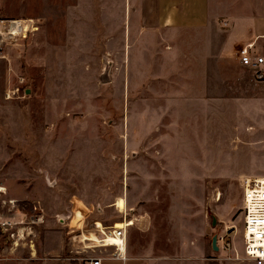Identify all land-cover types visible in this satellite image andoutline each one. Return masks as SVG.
<instances>
[{
	"label": "rangeland",
	"instance_id": "1",
	"mask_svg": "<svg viewBox=\"0 0 264 264\" xmlns=\"http://www.w3.org/2000/svg\"><path fill=\"white\" fill-rule=\"evenodd\" d=\"M123 1L0 0V17L37 25L0 48V200L43 216L33 256L0 230V264L100 256L84 248L92 222L131 221L126 253L151 264L209 257L211 237L235 231L214 253L241 256V180L264 178V79L222 51L219 11L205 33L150 30Z\"/></svg>",
	"mask_w": 264,
	"mask_h": 264
},
{
	"label": "built area",
	"instance_id": "2",
	"mask_svg": "<svg viewBox=\"0 0 264 264\" xmlns=\"http://www.w3.org/2000/svg\"><path fill=\"white\" fill-rule=\"evenodd\" d=\"M36 30L37 25L32 18L0 17V48L2 44L7 42L23 40ZM237 56L239 63L251 70L252 77L255 80L261 81L264 79V60L262 56L252 50V43L240 47L237 50ZM17 89L7 90L4 94L5 98H10L13 93L17 92ZM3 195H5V189L0 186V197ZM15 204L13 200H7L6 202L0 200V209L3 206H8V209L11 210L15 208ZM9 210L6 213L0 212V230L3 232L11 231L9 236L13 238V248H17L20 245L26 246L27 244V248L29 250L32 249L35 239L34 230L43 223L41 209L36 204H31L27 216L19 211L18 215L13 216ZM239 210L241 217V256L233 251L232 255L227 254L225 259L226 261L236 262L242 257L253 264H264V178L261 180L256 177H244L241 180ZM18 218L19 220L17 221ZM122 223L123 226L118 229L104 227L97 230L94 227L95 222H92L90 230L99 239L95 243L97 247L91 248H111L106 257L107 259H124L128 226L124 221ZM234 235L231 232L227 237L225 235L216 237V243L220 245L222 250L230 252L232 250L231 237ZM106 236L116 239L119 246L116 244L114 246H105L103 238ZM25 239L27 242H25ZM68 260L72 264H101L103 257L86 256Z\"/></svg>",
	"mask_w": 264,
	"mask_h": 264
},
{
	"label": "crops",
	"instance_id": "3",
	"mask_svg": "<svg viewBox=\"0 0 264 264\" xmlns=\"http://www.w3.org/2000/svg\"><path fill=\"white\" fill-rule=\"evenodd\" d=\"M124 1L123 8L125 11L127 10V22H131L133 19V23L138 24L143 29L146 28L150 30L203 29L205 33L207 27L213 23L212 21L219 11L223 15V19L226 21V35L222 48L224 54L237 65L245 67L239 63L237 50L245 44L252 43V50L262 56L264 60V0ZM97 5L98 4H96V6ZM109 6H111L109 0H106V2L102 4V8H106L107 10H109ZM96 8L97 7H95V9ZM226 145L225 150H227ZM226 152L229 153L228 151ZM7 200L15 201L14 199H4L3 201L6 202ZM18 211V209L16 210L14 208V211L10 212L13 216H16ZM37 229H39V227H37ZM48 240H50V236L49 233H46L43 235L44 252H47L50 248L47 243ZM35 241L33 242V248L29 250L30 256H33L35 253ZM109 249L110 248H104L102 251L100 250L99 257H103L101 264H151L143 259L127 255L126 250L124 259H107L106 257L108 256L109 251H111V249ZM198 250L199 248L197 251ZM209 251L212 254L209 257H206L204 253L202 254L199 252L198 256L194 255L192 258L182 260L179 264H253L251 262L243 261L236 263L226 261L225 258H220L216 255L214 251L211 250L210 246Z\"/></svg>",
	"mask_w": 264,
	"mask_h": 264
},
{
	"label": "bare ground",
	"instance_id": "4",
	"mask_svg": "<svg viewBox=\"0 0 264 264\" xmlns=\"http://www.w3.org/2000/svg\"><path fill=\"white\" fill-rule=\"evenodd\" d=\"M259 179H261V180H263V178H261V177H258ZM134 220V219H133ZM137 221V220H136ZM125 222V221H124ZM125 223H127L126 225L128 226V227H132V226H134L133 225V223L130 221H126ZM123 226V223H121L120 224V227L119 226H113L112 228H114V229H118V228H121ZM94 227L98 230V229H102V226H101V224H97V222H95V225H94ZM147 232V231H146ZM234 234H236V231L235 232H233ZM82 239L84 240V241H87V242H90L92 245L91 246H88V247H86V248H91V247H97V245H95V243H97L98 242V239H99V237H97L95 234H93V233H91V234H88L87 236H82ZM104 240L103 241H105V246H114L115 244L116 245H118L119 246V244H118V241L116 240V239H114V238H112V237H110V236H106L105 238H103Z\"/></svg>",
	"mask_w": 264,
	"mask_h": 264
},
{
	"label": "water",
	"instance_id": "5",
	"mask_svg": "<svg viewBox=\"0 0 264 264\" xmlns=\"http://www.w3.org/2000/svg\"><path fill=\"white\" fill-rule=\"evenodd\" d=\"M213 224H214V219H212V225ZM210 247H211L212 251H214V252L217 251V247H216V237L215 236H212L211 237Z\"/></svg>",
	"mask_w": 264,
	"mask_h": 264
}]
</instances>
